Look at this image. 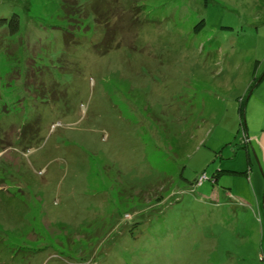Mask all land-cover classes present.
<instances>
[{
    "label": "rangeland",
    "instance_id": "1",
    "mask_svg": "<svg viewBox=\"0 0 264 264\" xmlns=\"http://www.w3.org/2000/svg\"><path fill=\"white\" fill-rule=\"evenodd\" d=\"M14 14L0 264H264V0H0Z\"/></svg>",
    "mask_w": 264,
    "mask_h": 264
},
{
    "label": "trees",
    "instance_id": "2",
    "mask_svg": "<svg viewBox=\"0 0 264 264\" xmlns=\"http://www.w3.org/2000/svg\"><path fill=\"white\" fill-rule=\"evenodd\" d=\"M6 21L9 22V25L11 26L12 34L19 32V30L21 29V20H20L19 14H14L10 21L7 19H2L0 20V23L6 22ZM191 184H194V183H191Z\"/></svg>",
    "mask_w": 264,
    "mask_h": 264
}]
</instances>
